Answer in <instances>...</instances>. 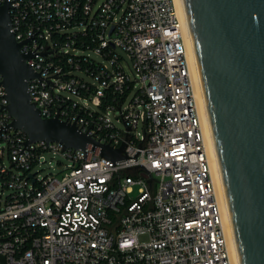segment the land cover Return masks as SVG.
I'll use <instances>...</instances> for the list:
<instances>
[{"label":"built area","instance_id":"built-area-1","mask_svg":"<svg viewBox=\"0 0 264 264\" xmlns=\"http://www.w3.org/2000/svg\"><path fill=\"white\" fill-rule=\"evenodd\" d=\"M7 1L31 100L101 144L27 143L0 76V264H234L175 0Z\"/></svg>","mask_w":264,"mask_h":264},{"label":"water","instance_id":"water-1","mask_svg":"<svg viewBox=\"0 0 264 264\" xmlns=\"http://www.w3.org/2000/svg\"><path fill=\"white\" fill-rule=\"evenodd\" d=\"M181 1L240 261L264 264V0ZM9 8V1L0 8V76L10 126L23 129L27 143L100 145L74 123L43 117L31 100L34 53L21 50ZM124 144L102 145L101 154L117 160Z\"/></svg>","mask_w":264,"mask_h":264},{"label":"bare ground","instance_id":"bare-ground-1","mask_svg":"<svg viewBox=\"0 0 264 264\" xmlns=\"http://www.w3.org/2000/svg\"><path fill=\"white\" fill-rule=\"evenodd\" d=\"M175 3H176V7L178 10L179 16L182 19V21L185 25V28H186V32H187L188 55L190 57V62H191V66H192L193 82H194V86H195L196 95L198 97L199 105H200V107H202V112H203V116H204L203 119H204V124H205L207 148H208L209 158L211 161L212 171H213L214 178H215L217 194H218V198H219L220 205L222 208V213H223V217H224V226L226 228L227 235H228V243H229L230 251H231L232 256H233L234 264H241L239 251H238V247H237V242H236L235 234L233 231L232 222L230 219L226 193H225L222 177L220 174L219 162H218L216 150L214 147L213 138H212V135H211V132L209 129V125H208V121H207V117H206V113H205V109H204L202 93L200 90L198 75H197V71H196L194 53L192 50L191 42L189 40V33H188V29H187V23H186V18H185V14H184L182 1L181 0H175Z\"/></svg>","mask_w":264,"mask_h":264},{"label":"rangeland","instance_id":"rangeland-1","mask_svg":"<svg viewBox=\"0 0 264 264\" xmlns=\"http://www.w3.org/2000/svg\"><path fill=\"white\" fill-rule=\"evenodd\" d=\"M93 55L98 58L97 55H95V54H93ZM138 86H139V82L136 83V87H138ZM60 158H61L60 155H56L51 161L52 165H50V163H49L50 158H48V161L43 165V167H42L43 169L40 171V174L45 175L52 170H56L58 167L57 160ZM143 238H145V237H143Z\"/></svg>","mask_w":264,"mask_h":264}]
</instances>
